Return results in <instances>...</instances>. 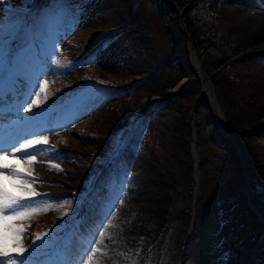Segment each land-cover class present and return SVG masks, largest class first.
<instances>
[{
	"label": "rangeland",
	"instance_id": "rangeland-1",
	"mask_svg": "<svg viewBox=\"0 0 264 264\" xmlns=\"http://www.w3.org/2000/svg\"><path fill=\"white\" fill-rule=\"evenodd\" d=\"M95 1L0 0V28L6 34L24 28V21L33 12L24 13L13 7H26L23 9L26 11L27 5L33 2H38L36 8L42 17L36 31L46 33L44 38L35 32L19 33L6 54L14 60L11 65L17 69L11 70L12 75H8L6 69L0 71L6 93L0 99V109L4 107L0 112V140L11 139L16 147L28 140L47 141L33 146L39 154L25 157L16 153L4 161L17 166L21 172H29L28 186L41 194L34 198L40 209L38 212L26 219L12 221L24 229L20 243L26 249L33 242L39 245L41 240L36 239V234L47 233L42 239L51 242L50 255H37L39 259L65 257L74 260L85 250L93 235L92 230L103 221V227L95 234L96 243L91 245L97 251L89 253L87 259L84 257L83 264L90 261L91 264H144L148 258L145 251L151 249L161 230L172 224L171 220L180 224L181 212L188 214L190 221L199 207L198 226L192 233L185 264H264V203L256 206L262 214L261 218L256 214L261 224L248 208L245 210L243 185V178L264 181V150H257L258 155L262 154L261 162L252 168L245 164L238 150L237 157L242 165L238 161L235 168L226 165L227 157L234 155L229 145L225 149L217 145L221 130L205 93L196 106L199 114L195 120L197 130L194 137L196 149L201 148L208 159L200 169L196 166L194 194L192 170L191 175L187 173L188 163H194L193 157L190 154L191 161H187V157L170 142L174 119L183 111L191 114V107L198 99L196 96L191 102L193 94L197 95L203 87L187 50L186 35L190 38L187 25L192 22L199 31L207 20H212L215 24L213 31L220 36L225 35L232 40L230 44L238 46L237 58L228 69L240 76L242 85L231 84L226 88L231 100L238 103L250 95L253 88H259L257 100L264 108V0H205L204 7L194 6L186 11L170 0L178 17L166 0H128L131 4L128 19L143 22L145 28L153 33L146 44L150 59L144 53L139 57L136 54L130 56L134 53L135 44L132 39L127 44L122 42L125 38L123 30L115 32L119 29L117 19L108 7L113 0ZM101 2L104 4L100 5ZM217 5L226 14L210 12ZM61 6L63 15L60 14ZM215 13L219 15L216 17ZM170 15L172 18L168 20ZM168 21L170 33H158V27ZM32 36L38 42H32ZM104 42H108L107 48L101 47ZM219 49V44L209 42L206 49L209 57L204 54L205 66L213 75L216 69H213L214 64L209 62V58L218 55ZM176 54L179 58L172 64H164L165 59L170 62ZM158 56L162 64L156 61ZM125 58L127 61L123 60ZM131 60H135L139 72H135L132 65L127 69L125 65ZM6 63L10 64L8 58ZM199 66L202 70L200 62ZM155 67L158 69L154 76L141 84L132 87L125 84L129 77L137 79L140 73ZM231 71L227 72L231 74ZM37 72L39 82L45 85L43 91L37 87L32 94V99L38 100V106H34L32 112H17L14 107L17 97L13 96L11 89L15 87L20 107L27 108L30 101H23L24 85ZM215 77L219 85L227 80L226 73ZM187 80L191 82L188 100L174 102V106L166 105L155 113L140 115L131 123L125 137L109 150L96 144L94 139L101 137L99 132L108 128L109 116L116 115L113 111L118 104L138 105L142 109L147 100L158 97L155 95L157 91L167 87L178 89ZM61 94L66 95V99L59 102L56 96ZM41 111L44 115L40 128L34 130L24 118ZM129 122V119L124 120L123 126L127 127ZM223 124L225 127V122ZM262 124L264 113L254 126ZM252 145L258 144L252 141ZM259 146L261 149L264 147ZM90 153L101 158L86 186H78L82 173L86 171L84 161L88 162ZM173 156L176 157L173 159L177 164L176 170L165 163ZM29 159L34 163L29 165ZM49 165H57L62 171ZM200 171L207 174L208 183L202 186L204 191L198 204L194 199L199 188ZM214 171L216 176H212ZM234 175L241 183L240 187L232 186L236 191L230 190L223 182L220 185L225 192L216 187V179ZM122 183L124 187L121 189ZM3 185L9 193L18 194L7 179ZM118 192L120 195L109 209L108 205L113 203L112 198ZM174 201L178 208L172 206ZM45 204L47 211L43 210ZM109 211L111 215L104 218L103 213ZM181 234L186 238V232ZM69 240L73 247L66 249L65 244ZM175 248L173 245V251ZM173 262L171 264H177Z\"/></svg>",
	"mask_w": 264,
	"mask_h": 264
},
{
	"label": "trees",
	"instance_id": "trees-1",
	"mask_svg": "<svg viewBox=\"0 0 264 264\" xmlns=\"http://www.w3.org/2000/svg\"><path fill=\"white\" fill-rule=\"evenodd\" d=\"M95 1V0H94ZM177 5L184 8V10L191 9L194 6L204 7L205 6V0H172ZM95 2L98 3L96 0ZM111 6L108 5L111 13L114 14L115 19H117L116 23L118 24L119 29L115 30V32L124 31L125 38L123 39V43L127 44L129 43V40L132 39L133 43L135 44L134 50H132L134 53H132L130 56L133 57L135 54L137 57L143 55V53L146 55L147 59L151 58V53L149 54V51H146V44L147 40L153 35V33H150L146 28L143 22H135L131 21V19H128L130 17V9L131 4L128 0H113L111 1ZM104 2H101L100 5H103ZM38 3H33L32 5H29V10L23 11V9H20L19 7H13L17 11L19 9L20 11L27 13L28 11H32L31 16L27 17V20L24 21L23 25L24 28L19 30V33L24 34L25 31L29 32H35L37 33L40 38H44V35L46 34L45 31H36V26H39L38 24L41 23L40 19L42 18L41 15H39L41 12H38V9L36 6ZM37 9V11H35ZM169 13V8L166 7L165 9ZM88 13V10H85ZM158 11V10H157ZM223 12L226 14V11L222 9L219 5L212 7V11L210 12ZM164 12V11H158ZM126 14V15H125ZM187 15V12L185 16ZM218 14L215 13L214 16H218ZM124 17V18H123ZM120 18V19H119ZM123 18V19H121ZM172 17L171 15L168 16V20H170ZM216 19V18H215ZM214 20V19H213ZM208 22L205 23L203 28L198 31L199 27H196L195 24L192 22L187 25V29L191 38V43L193 46V49L196 53V56L198 58V61L200 62V65L202 67V71L208 76L209 81L211 82L214 96L216 99V102L223 114L224 122H225V134L232 138L236 145L237 149L240 151L242 158L245 161V164L251 166L258 165L261 160L259 159L261 155H258L257 150H264V147L261 149L259 144L261 146H264V124L259 125L255 127L254 125L256 122L262 117L264 113V108L261 105L260 100H257L258 98V92H260L259 88H253V92H251L250 95H248L245 99L241 100L240 102H234L231 100L230 96L228 95V91L226 88H228L231 84L236 85H242V81L239 79L240 76L233 73L231 69H228L229 64L234 63L236 60V53H238V46H234L230 44V41H232L230 38L226 37L222 34L220 36L215 31H213V28L215 27V24L212 22V20H207ZM19 23V22H18ZM115 21L113 22V24ZM9 24V23H8ZM8 24H5L8 26ZM170 22H166L165 24H161L158 27V33H170L171 31V25H169ZM111 25V23H110ZM228 27H225V29ZM172 36V35H171ZM216 37L218 39H216ZM172 38V37H170ZM34 42H36L34 40ZM211 43H217L220 46V53L215 56H211L209 58V62L212 61V64H214V68L216 69L215 74H211L207 67L205 66V60H204V54L207 53V45ZM131 43V42H130ZM123 52V51H122ZM147 52V53H146ZM66 55L68 52H65ZM217 53V52H216ZM258 54V53H257ZM173 55V54H171ZM184 57L186 53H183ZM239 55V54H237ZM252 55V54H251ZM179 55L176 54L172 59V61H166L164 60V64H172ZM235 56V57H234ZM209 56L207 55V58ZM11 58V57H10ZM10 58L8 60H10ZM127 61V59H123ZM156 61L162 64L161 58L158 56L156 57ZM132 67L136 70L135 72H139V70L135 67V60L128 61V63L125 65L127 69H130ZM158 68L155 67L153 69H149V71H146L144 73H140V77L137 79H133V73H130L132 77H129L130 80L125 82L129 87H132L135 84H141L144 80L151 78L155 74V70ZM231 71L232 73H228L227 71ZM134 72V73H135ZM157 72V71H156ZM226 73L227 80L223 83V85L217 84L215 80V76L218 74ZM196 84L199 86L198 81L196 80ZM253 87L256 86L255 83H251ZM74 86V85H73ZM190 87L191 82L185 81L181 86L178 87V89L170 90L171 87H167L161 91H157L155 95L158 97L151 101H146L142 109L137 106H129L127 104L121 105L118 104L117 107L114 109V113L116 115H110L108 119V128L105 131L99 132L101 134V137L94 139L96 144L98 146L104 147V149H111L115 144H117L118 140L121 138L123 139L125 137V134L128 132L129 127L131 123H133L140 115H145L150 112H157L160 111L163 107L166 105L168 106H174L172 103L174 102H180V101H186L189 98L190 95ZM198 91V87H197ZM198 95V94H197ZM196 94H193V98L191 102L194 101ZM57 99H62L63 96L57 95ZM51 97V101H52ZM197 106V105H196ZM193 107L191 109V114H189L187 111L180 112L179 116L174 119L172 123V131L171 134H173L170 142L172 141L173 147L177 148L178 151L182 152L181 154L187 157V161H191L190 157V151H189V142H190V127L193 126L194 133L197 130L196 125V116L199 114L198 107ZM210 112V111H209ZM195 118V119H194ZM129 119V124L127 127L123 126V121ZM192 120V123L190 122ZM196 135V133H195ZM252 141L256 142L258 145L253 146ZM217 145L225 149L228 146L227 141H225L222 137L218 136V142ZM197 156H198V163L197 168H201V165H204V163L207 161V157L203 155V152L201 148H197ZM228 151L226 152V154ZM90 157L88 158V162H85V168L86 171L82 173L81 177V183L78 186H86V182L90 179L92 176L94 170L97 168L98 161L101 157L98 155L89 154ZM228 155V154H227ZM176 158L175 156L171 157L166 160L168 167H171L173 169H177V164L173 163V159ZM226 165L229 164L231 167L235 168V165L237 164V160L233 157H227V160L224 162ZM224 164V165H225ZM188 175H191L192 165L191 162L188 163ZM248 167V168H249ZM179 168V165H178ZM215 172V171H214ZM199 188L197 190V197L194 199V203L197 202L200 203V197L204 191V185L208 183L207 181V174L205 172H199ZM217 173L215 172L216 176ZM217 180V181H216ZM215 185L217 188L224 191L225 189H222L220 182H223L226 184V186L230 190L236 191V188H232V186L235 187L241 186L240 179L237 176H232V178H226L223 180L216 179ZM190 181V179H189ZM191 182V181H190ZM228 184V185H227ZM225 192V191H224ZM249 192H250V198L254 205H258V203L263 204L264 203V181L257 182L256 180H250V186H249ZM236 195L240 196L239 193H236ZM191 198V196H190ZM172 206H176V201L172 203ZM193 207V202H191V208ZM178 208V207H177ZM247 210V209H245ZM182 213V219L180 224H176L175 220H171L172 224L169 223L165 226L163 230H161V233L157 237L155 243L152 245L150 250H146V254H148V258L146 259V263L144 264H171L177 263V264H185L184 260L186 258V253L192 238V233L195 232L198 226V220H199V207L198 210L193 212V216L191 217L192 221L190 224L189 232L187 233V227L189 225V215ZM186 232V238L183 237L181 233L185 234ZM173 245L176 246L175 250L173 251Z\"/></svg>",
	"mask_w": 264,
	"mask_h": 264
},
{
	"label": "snow or ice",
	"instance_id": "snow-or-ice-1",
	"mask_svg": "<svg viewBox=\"0 0 264 264\" xmlns=\"http://www.w3.org/2000/svg\"><path fill=\"white\" fill-rule=\"evenodd\" d=\"M60 14H64L62 6ZM18 34L19 28L7 34L2 28H0V69L5 66L7 61L6 54L10 50L14 41L17 39ZM107 46L108 42H104L101 47L107 48ZM38 77L39 72L28 78V83L24 85L26 91L23 93V101H30L27 108L20 107L21 101L18 98L16 89L15 87L11 89L13 96L17 97L14 99V107L17 112H32L33 107L38 106V100L32 99V94L36 91L37 87H39L42 91L45 87V85L39 82ZM5 95L6 93L3 90V81L0 79V99H2ZM43 115L44 113L42 111L36 112L33 113L31 117H26L24 119L33 127L34 130H37L40 128V122ZM40 143H47V141L28 140L27 143L16 147L15 144L12 143L11 139L0 140V264H83V258L85 256H88L89 253H94L97 251L96 249H92L91 245L96 243L95 234L99 233V229L103 227V221H101L92 230L93 235L89 238L85 250L74 260L65 257H61L56 260H40L37 256V253L39 256L45 257L50 255L49 245L51 242L42 239V236H46L47 233L36 234V239L41 240V243L37 245L35 242H33L26 249L20 243L24 233L23 227L12 223V221L15 219H26L38 212L40 209L37 206L34 198L40 196L41 194L35 192L28 186L27 178L31 175L29 172H21L17 166L6 164L4 161L8 158V156L14 157L16 153H21L25 157H31L33 155L39 154L33 146ZM12 148L15 150L10 151ZM28 149H32V151H28ZM27 163L31 165L34 163V161L29 159L27 160ZM49 167L55 168L58 171H62L57 165H49ZM5 179L12 183V186L17 189L18 194L9 193L5 189L3 185V181ZM15 181H20V183H15ZM33 182H35L34 179ZM123 187L124 184L122 183L121 189ZM119 195V192L114 194L112 198L113 203L108 205L109 209L114 206V199ZM43 210H48L47 204L44 205ZM65 215H67V213H65ZM108 215H111L110 211L103 213L104 218H107ZM72 247L73 242L71 240L67 241L65 248L71 249ZM89 264H91V261Z\"/></svg>",
	"mask_w": 264,
	"mask_h": 264
},
{
	"label": "water",
	"instance_id": "water-1",
	"mask_svg": "<svg viewBox=\"0 0 264 264\" xmlns=\"http://www.w3.org/2000/svg\"><path fill=\"white\" fill-rule=\"evenodd\" d=\"M166 3L169 6V8L174 12L175 16L178 17L179 14L177 13V10H175V8L171 5L170 0H166ZM186 40H187V44H188L187 50H188V54H189L191 65H192L193 69L195 70V72L197 73V76L200 79V81H204L205 82L206 88L208 90L207 91V96L209 97V99L211 101L212 113H213V115L215 117V120L217 121L218 124H223V122L221 121V119H220V117L218 115L217 109L215 107V103L213 102L214 100L213 101L211 100V95H212L211 84H210L207 76L204 75L203 72L200 70L199 65H197L198 62L196 60V57H195V54H194V51H193V47L191 45V40H190L188 35H186ZM193 58L196 60V64L194 63ZM201 95H202V91H201L198 99L195 101L194 105L199 102V100L201 99ZM223 127H224V124H223ZM223 130H224V128H223ZM220 135H222V137L231 145L233 155H236L237 154V149H236V146H235V143H234L233 139L225 136L223 134V132H221V131H220ZM190 149H191L192 157H193V161H194V163L192 165V179H193V184H194V187H193L192 191H193V194H194L195 193V189H196L197 154H196V150H195V139H194V136H193V132H192V135H191ZM236 159L238 161H240V159L238 157H236ZM243 185H244V192H245V197H246L245 201L248 204V208L251 210L252 213H254L255 218L259 221V219L257 218V215L255 213L256 207L253 205V203H252V201L250 200V197H249V182L245 178H243Z\"/></svg>",
	"mask_w": 264,
	"mask_h": 264
},
{
	"label": "bare ground",
	"instance_id": "bare-ground-1",
	"mask_svg": "<svg viewBox=\"0 0 264 264\" xmlns=\"http://www.w3.org/2000/svg\"><path fill=\"white\" fill-rule=\"evenodd\" d=\"M193 61H194V63L196 64V60L193 58ZM197 65H198V63H197ZM200 68V67H199ZM203 91H205V92H207L208 90H207V88H206V86H205V82H204V84H203ZM211 100L213 101V95H211ZM4 110V107H3V109L1 110V111H3ZM217 112H218V115L220 116V119H222L221 118V115H220V113H219V111L217 110ZM219 128L221 129V131H223V126H222V124H219ZM11 129H8V131L9 132H11L10 131ZM255 211H256V214L261 218L262 216V214H261V212H260V210H256L255 209ZM261 220H263V219H261ZM90 256V254L88 255V256H85V259H87L88 257Z\"/></svg>",
	"mask_w": 264,
	"mask_h": 264
}]
</instances>
